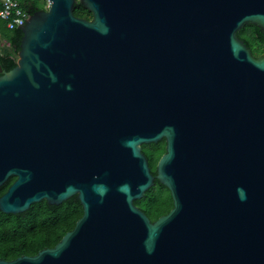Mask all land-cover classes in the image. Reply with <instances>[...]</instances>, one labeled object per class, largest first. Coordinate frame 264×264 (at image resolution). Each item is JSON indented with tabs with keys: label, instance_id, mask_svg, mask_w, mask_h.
Masks as SVG:
<instances>
[{
	"label": "water",
	"instance_id": "obj_1",
	"mask_svg": "<svg viewBox=\"0 0 264 264\" xmlns=\"http://www.w3.org/2000/svg\"><path fill=\"white\" fill-rule=\"evenodd\" d=\"M49 0L0 64V210L82 214L52 247L0 264H264V0ZM164 138L149 167L141 144ZM172 207L134 199L154 178Z\"/></svg>",
	"mask_w": 264,
	"mask_h": 264
},
{
	"label": "trees",
	"instance_id": "obj_2",
	"mask_svg": "<svg viewBox=\"0 0 264 264\" xmlns=\"http://www.w3.org/2000/svg\"><path fill=\"white\" fill-rule=\"evenodd\" d=\"M18 1L29 13L34 9L44 8L45 5L42 0ZM73 13L84 18L91 17V12L80 0H75ZM236 34L246 43L253 55L264 53V33L257 25L246 23ZM0 35L8 42V46L0 45V64L3 71H8L16 64L22 31L20 28H7L5 21L0 19ZM141 150L155 175L156 162L165 150L164 139L143 143ZM14 179L15 176H10L0 185V195ZM134 203L151 221L167 213L173 205L169 189L156 177L153 185L142 197L134 199ZM81 214L82 205L76 194L58 204H51L42 199L17 213H5L0 210V259L10 260L23 254L32 255L44 247H52L74 226Z\"/></svg>",
	"mask_w": 264,
	"mask_h": 264
},
{
	"label": "built area",
	"instance_id": "obj_3",
	"mask_svg": "<svg viewBox=\"0 0 264 264\" xmlns=\"http://www.w3.org/2000/svg\"><path fill=\"white\" fill-rule=\"evenodd\" d=\"M42 1L45 7L49 5V0ZM28 16L29 12L20 6L18 0H0V19L5 21L7 28H20Z\"/></svg>",
	"mask_w": 264,
	"mask_h": 264
},
{
	"label": "rangeland",
	"instance_id": "obj_4",
	"mask_svg": "<svg viewBox=\"0 0 264 264\" xmlns=\"http://www.w3.org/2000/svg\"><path fill=\"white\" fill-rule=\"evenodd\" d=\"M41 2H43V1H41ZM44 7H45V6H44ZM0 45H1V46H8V42L5 41V39L2 38L1 35H0Z\"/></svg>",
	"mask_w": 264,
	"mask_h": 264
},
{
	"label": "flooded vegetation",
	"instance_id": "obj_5",
	"mask_svg": "<svg viewBox=\"0 0 264 264\" xmlns=\"http://www.w3.org/2000/svg\"><path fill=\"white\" fill-rule=\"evenodd\" d=\"M164 139V138H163ZM164 142H165V140H164Z\"/></svg>",
	"mask_w": 264,
	"mask_h": 264
}]
</instances>
